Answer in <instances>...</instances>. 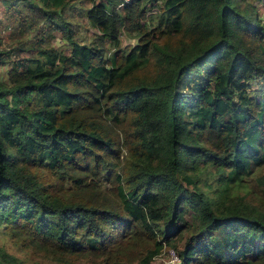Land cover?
I'll return each mask as SVG.
<instances>
[{"label": "trees", "instance_id": "1", "mask_svg": "<svg viewBox=\"0 0 264 264\" xmlns=\"http://www.w3.org/2000/svg\"><path fill=\"white\" fill-rule=\"evenodd\" d=\"M121 1L3 0L12 36L36 32L0 48V226L70 264H150L164 245L178 264H264V199L248 198V180L264 193L262 17L247 0ZM90 181L114 202L61 192ZM0 264L20 263L0 247Z\"/></svg>", "mask_w": 264, "mask_h": 264}, {"label": "rangeland", "instance_id": "2", "mask_svg": "<svg viewBox=\"0 0 264 264\" xmlns=\"http://www.w3.org/2000/svg\"><path fill=\"white\" fill-rule=\"evenodd\" d=\"M105 2V0H96ZM248 4L252 5L253 8H256L260 17H262L264 21V0H247ZM78 4V3H76ZM245 5V4H244ZM82 5H76L73 7H67L64 10L65 18L70 21H74L79 30L78 33L75 34V39L81 43H89L91 40L98 36V31L89 25L86 21L85 13L81 9ZM119 8V7H116ZM153 8L151 11H154ZM13 13H16L15 7H10L9 4H5L3 0H0V38L1 44L0 48H3L8 45H14L17 40L20 42L24 39H28L33 41L35 30H26L20 35L12 36V30L7 27L4 28L6 21L9 17L13 16ZM48 40L47 44L50 46H54L56 49H65L67 46V42L63 39L59 33H55V36L50 39L47 36L45 37ZM120 47L124 49H129L135 42L137 41V37L135 35L127 36L125 33H122L120 36ZM106 50H109V47L106 45ZM26 51H21L20 55H26ZM10 67V63L0 65V78L7 79V70ZM259 83V81H258ZM258 83L255 82L253 88L258 87ZM248 198L253 202H259L264 199V193L259 190V188L255 185V182L252 180H248ZM199 187L204 191L207 187L204 185L203 181H200ZM108 184L104 185L98 184L96 182L90 181L87 184L82 185L81 187L75 188L69 182H65L61 185V192L66 196L71 195H81L87 198H91L94 200H106L109 202H114L113 198L109 195L107 191ZM191 190L193 187L191 185L188 186ZM191 211L186 213V216L189 220H191ZM180 245V243H179ZM0 247L5 249L7 252L12 254L15 259L20 264H70L67 262H59L57 260L52 259L51 257H47L42 255L38 251H34L33 248H27L21 246L20 243L15 242L14 238L11 236L9 232H7L3 227L0 226ZM174 246L164 245L161 248V252L159 255L154 257L150 264H171L170 258L168 256V249H172ZM175 248V247H174ZM175 250V249H174ZM176 251V250H175ZM73 264H82L76 261ZM89 264V263H86Z\"/></svg>", "mask_w": 264, "mask_h": 264}, {"label": "built area", "instance_id": "3", "mask_svg": "<svg viewBox=\"0 0 264 264\" xmlns=\"http://www.w3.org/2000/svg\"><path fill=\"white\" fill-rule=\"evenodd\" d=\"M130 0H122L119 4L122 5L124 2H129ZM263 43H264V37H263ZM168 256L170 258V262L171 264H178L179 263V256L177 254V252L172 248V249H168Z\"/></svg>", "mask_w": 264, "mask_h": 264}]
</instances>
